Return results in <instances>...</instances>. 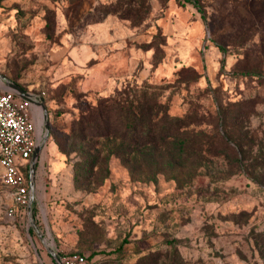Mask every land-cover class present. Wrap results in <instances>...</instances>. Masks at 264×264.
<instances>
[{
	"label": "rangeland",
	"instance_id": "1",
	"mask_svg": "<svg viewBox=\"0 0 264 264\" xmlns=\"http://www.w3.org/2000/svg\"><path fill=\"white\" fill-rule=\"evenodd\" d=\"M6 81L47 138L0 264H264V0H0Z\"/></svg>",
	"mask_w": 264,
	"mask_h": 264
},
{
	"label": "built area",
	"instance_id": "2",
	"mask_svg": "<svg viewBox=\"0 0 264 264\" xmlns=\"http://www.w3.org/2000/svg\"><path fill=\"white\" fill-rule=\"evenodd\" d=\"M33 101L34 97L28 92L22 97L18 90L0 85V173L13 201L8 214L12 217L26 214L28 220L29 215L32 216L31 184H34L36 170L35 166L31 179L33 152L38 146L42 150L46 141V132H43ZM73 257L83 260L82 256Z\"/></svg>",
	"mask_w": 264,
	"mask_h": 264
},
{
	"label": "water",
	"instance_id": "3",
	"mask_svg": "<svg viewBox=\"0 0 264 264\" xmlns=\"http://www.w3.org/2000/svg\"><path fill=\"white\" fill-rule=\"evenodd\" d=\"M6 84H7L8 87H11V88H14V89L18 90L22 97H25L27 95V92L24 91L18 84L14 83L12 81H6ZM45 132H46L45 138H47V129H46V127H45ZM40 150H41V146H38L35 149V151L33 152V157H32V162H31V164H32V166H31V175H30L31 179H33L34 170H35V166H36V160L38 158ZM33 200H34V184L32 183L31 184V198H30V202L32 203ZM29 221H30L31 225L33 226L34 230L37 233H39V231H38V229L36 227V224L34 222V219L32 218L31 214L29 215ZM50 253H51L52 258H54L56 260V263L60 264L58 262V259H57L56 255H55V253L53 251H50Z\"/></svg>",
	"mask_w": 264,
	"mask_h": 264
},
{
	"label": "trees",
	"instance_id": "4",
	"mask_svg": "<svg viewBox=\"0 0 264 264\" xmlns=\"http://www.w3.org/2000/svg\"><path fill=\"white\" fill-rule=\"evenodd\" d=\"M194 5H197V3L194 2ZM82 128H84V126H82ZM24 209L21 210L22 213H24Z\"/></svg>",
	"mask_w": 264,
	"mask_h": 264
},
{
	"label": "bare ground",
	"instance_id": "5",
	"mask_svg": "<svg viewBox=\"0 0 264 264\" xmlns=\"http://www.w3.org/2000/svg\"><path fill=\"white\" fill-rule=\"evenodd\" d=\"M34 106V105H33Z\"/></svg>",
	"mask_w": 264,
	"mask_h": 264
},
{
	"label": "flooded vegetation",
	"instance_id": "6",
	"mask_svg": "<svg viewBox=\"0 0 264 264\" xmlns=\"http://www.w3.org/2000/svg\"><path fill=\"white\" fill-rule=\"evenodd\" d=\"M25 91V90H24Z\"/></svg>",
	"mask_w": 264,
	"mask_h": 264
}]
</instances>
